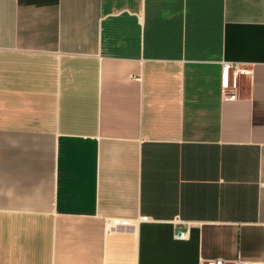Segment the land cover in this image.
<instances>
[{
  "label": "crops",
  "instance_id": "1",
  "mask_svg": "<svg viewBox=\"0 0 264 264\" xmlns=\"http://www.w3.org/2000/svg\"><path fill=\"white\" fill-rule=\"evenodd\" d=\"M218 258L264 264V0H0V264Z\"/></svg>",
  "mask_w": 264,
  "mask_h": 264
},
{
  "label": "built area",
  "instance_id": "2",
  "mask_svg": "<svg viewBox=\"0 0 264 264\" xmlns=\"http://www.w3.org/2000/svg\"><path fill=\"white\" fill-rule=\"evenodd\" d=\"M240 73L248 74V69H243L238 63H227L223 64L222 71V86L224 89L225 98H236L238 96V78ZM125 222V221H123ZM178 238H184L186 236L185 231H180L176 234ZM201 264H263L262 261H243L237 260H226L222 258L202 261Z\"/></svg>",
  "mask_w": 264,
  "mask_h": 264
}]
</instances>
